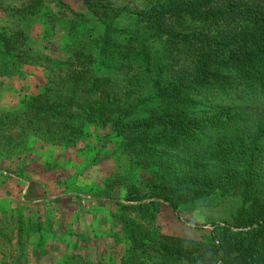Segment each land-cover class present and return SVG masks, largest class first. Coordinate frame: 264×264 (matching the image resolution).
Here are the masks:
<instances>
[{"label":"trees","instance_id":"obj_1","mask_svg":"<svg viewBox=\"0 0 264 264\" xmlns=\"http://www.w3.org/2000/svg\"><path fill=\"white\" fill-rule=\"evenodd\" d=\"M15 1L20 17L46 6L45 34L70 39L65 57H41L42 89L0 107V141L17 131L76 147L87 125L103 146L115 141L127 161L115 179L118 264H264V0ZM33 49L23 30L0 26V58L38 64ZM160 205L193 233L152 225L146 208ZM25 230L9 264H27ZM60 264L116 263L68 254Z\"/></svg>","mask_w":264,"mask_h":264},{"label":"rangeland","instance_id":"obj_2","mask_svg":"<svg viewBox=\"0 0 264 264\" xmlns=\"http://www.w3.org/2000/svg\"><path fill=\"white\" fill-rule=\"evenodd\" d=\"M64 1L80 9L76 0ZM14 5L15 0H0V26L23 30L39 62L13 66L9 57L0 58L3 109L16 108L21 98L42 89L46 72L43 64L38 66L41 57H65L61 49L70 39L63 28L45 34L46 6L20 17L8 10ZM18 134L8 131L0 141V263L5 259L4 264H9L11 255L17 253L15 233L23 222L27 264H60L68 254L118 264L126 242L114 214L124 203L125 189L115 179L125 174L127 161L115 141L103 146L102 132L92 125L86 126L76 147L47 145L31 135L20 138ZM6 138L9 142L3 143ZM146 209L153 213L152 225L162 232L193 233V226L182 223L168 207ZM129 216L134 217V211ZM41 235L43 244L39 245Z\"/></svg>","mask_w":264,"mask_h":264}]
</instances>
